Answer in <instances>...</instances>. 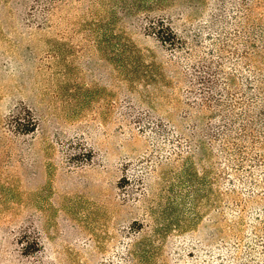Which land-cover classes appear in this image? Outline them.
I'll use <instances>...</instances> for the list:
<instances>
[{"label":"rangeland","instance_id":"obj_1","mask_svg":"<svg viewBox=\"0 0 264 264\" xmlns=\"http://www.w3.org/2000/svg\"><path fill=\"white\" fill-rule=\"evenodd\" d=\"M58 1L30 18L0 0V264H227L236 245L247 262L249 231L220 223L215 160L157 150L137 122L186 138L184 64L143 25L181 35L218 0Z\"/></svg>","mask_w":264,"mask_h":264},{"label":"trees","instance_id":"obj_2","mask_svg":"<svg viewBox=\"0 0 264 264\" xmlns=\"http://www.w3.org/2000/svg\"><path fill=\"white\" fill-rule=\"evenodd\" d=\"M217 2L212 7L216 15L211 13L204 27L183 30L181 35L163 18L144 23L147 35L182 59L189 86L186 106L194 111L181 115L189 127L177 131L187 130L186 138L172 139V134L169 138L171 128L158 118H139L138 130L148 132L157 150L164 144L177 148V143L184 142L182 149L189 155L184 160L191 156L215 160L222 188L220 223L231 231L242 224L249 231L248 261L231 255L237 251L236 245L229 250L226 263L264 264V0ZM58 3L24 0V16L49 17ZM239 5L246 10L243 35ZM204 35L207 47L203 46ZM175 155L181 158V154ZM225 212L236 220L228 224ZM248 214L254 225L244 223ZM256 248L261 250L259 258Z\"/></svg>","mask_w":264,"mask_h":264}]
</instances>
